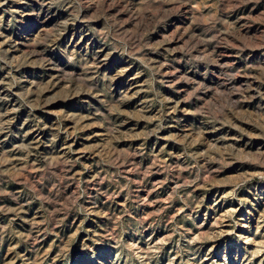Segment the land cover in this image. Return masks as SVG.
<instances>
[{
	"label": "rangeland",
	"instance_id": "rangeland-1",
	"mask_svg": "<svg viewBox=\"0 0 264 264\" xmlns=\"http://www.w3.org/2000/svg\"><path fill=\"white\" fill-rule=\"evenodd\" d=\"M0 264H264V0H0Z\"/></svg>",
	"mask_w": 264,
	"mask_h": 264
}]
</instances>
